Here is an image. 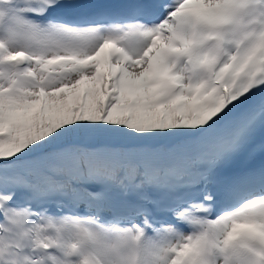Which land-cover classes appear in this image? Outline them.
Returning <instances> with one entry per match:
<instances>
[{
	"label": "snow or ice",
	"instance_id": "6c2138e0",
	"mask_svg": "<svg viewBox=\"0 0 264 264\" xmlns=\"http://www.w3.org/2000/svg\"><path fill=\"white\" fill-rule=\"evenodd\" d=\"M0 264H264V0H0Z\"/></svg>",
	"mask_w": 264,
	"mask_h": 264
}]
</instances>
